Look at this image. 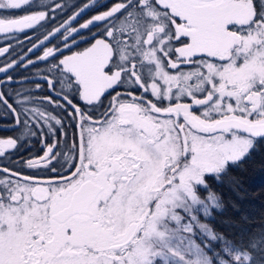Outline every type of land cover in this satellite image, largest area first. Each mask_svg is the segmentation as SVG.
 <instances>
[{
    "label": "snow or ice",
    "instance_id": "6c2138e0",
    "mask_svg": "<svg viewBox=\"0 0 264 264\" xmlns=\"http://www.w3.org/2000/svg\"><path fill=\"white\" fill-rule=\"evenodd\" d=\"M0 122V264H264V0H0Z\"/></svg>",
    "mask_w": 264,
    "mask_h": 264
},
{
    "label": "trees",
    "instance_id": "16d2710c",
    "mask_svg": "<svg viewBox=\"0 0 264 264\" xmlns=\"http://www.w3.org/2000/svg\"><path fill=\"white\" fill-rule=\"evenodd\" d=\"M69 2L79 3L80 0ZM11 135L13 133L6 131L4 123L0 122V138ZM210 183L225 206L223 215L213 213V226L217 231L238 238L242 233L255 232L264 227V152H257L239 168L231 170L222 184ZM222 221H229L230 225L222 224Z\"/></svg>",
    "mask_w": 264,
    "mask_h": 264
},
{
    "label": "rangeland",
    "instance_id": "374dc122",
    "mask_svg": "<svg viewBox=\"0 0 264 264\" xmlns=\"http://www.w3.org/2000/svg\"><path fill=\"white\" fill-rule=\"evenodd\" d=\"M106 103H107V99H106Z\"/></svg>",
    "mask_w": 264,
    "mask_h": 264
}]
</instances>
